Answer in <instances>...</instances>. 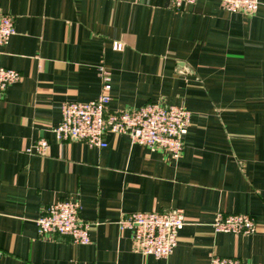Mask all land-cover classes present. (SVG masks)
Segmentation results:
<instances>
[{"label":"crops","instance_id":"0c3cea01","mask_svg":"<svg viewBox=\"0 0 264 264\" xmlns=\"http://www.w3.org/2000/svg\"><path fill=\"white\" fill-rule=\"evenodd\" d=\"M16 33L0 66L18 71L0 102V264H264V0L251 16L198 0H0ZM116 42L123 44L121 50ZM111 72V110L147 103L192 113L180 159L107 132L106 147L59 141L64 102H89ZM47 139V156L33 145ZM59 199L81 203L91 243L44 237L37 219ZM183 209L173 253L133 246L132 212ZM247 214L251 235L214 230L218 212Z\"/></svg>","mask_w":264,"mask_h":264},{"label":"built area","instance_id":"2783aa9c","mask_svg":"<svg viewBox=\"0 0 264 264\" xmlns=\"http://www.w3.org/2000/svg\"><path fill=\"white\" fill-rule=\"evenodd\" d=\"M198 0H171L176 11ZM262 0H221V7L230 13L251 16L259 9ZM16 33L15 19L0 11V46L7 45ZM121 50L123 44L116 42ZM99 77L102 90L99 97L89 102H64L61 123L53 129L59 141L80 140L90 147H106L107 132L126 134L131 142L146 146L151 151L167 152L173 159H180L184 152L185 135L191 125L192 113L179 105L151 102L137 109L111 110L110 71L101 66ZM18 71L0 66V102L9 86L18 82ZM50 143L39 139L32 151L47 156ZM81 203L74 199H59L44 208L37 219L38 233L44 237L64 236L75 244L91 243V223L80 217ZM186 225L183 209L168 211L132 212L120 221L122 229H132L133 246L144 255L157 259L171 255L178 244L179 232ZM215 232L251 235L257 231L255 219L247 214L218 212L213 224ZM210 264H247L237 257H212Z\"/></svg>","mask_w":264,"mask_h":264}]
</instances>
